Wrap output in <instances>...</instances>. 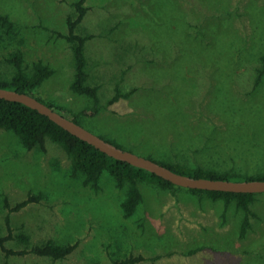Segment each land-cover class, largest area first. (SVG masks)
I'll use <instances>...</instances> for the list:
<instances>
[{
	"label": "rangeland",
	"instance_id": "374dc122",
	"mask_svg": "<svg viewBox=\"0 0 264 264\" xmlns=\"http://www.w3.org/2000/svg\"><path fill=\"white\" fill-rule=\"evenodd\" d=\"M76 0H0V78L11 52L27 71L52 74L31 94L92 133L161 161L238 175L264 173V0H85L84 43L93 101L73 93L66 17ZM10 27V28H8ZM115 89L120 97L113 103ZM49 140L26 149L0 128V264H264V193L249 211L185 188L138 184L126 217V188L103 171L85 183ZM35 196L30 202L16 205ZM247 217L244 236L241 221ZM48 239L74 246L62 259L30 252Z\"/></svg>",
	"mask_w": 264,
	"mask_h": 264
},
{
	"label": "trees",
	"instance_id": "16d2710c",
	"mask_svg": "<svg viewBox=\"0 0 264 264\" xmlns=\"http://www.w3.org/2000/svg\"><path fill=\"white\" fill-rule=\"evenodd\" d=\"M84 3L85 0H76L71 5L75 11L74 18L71 16L66 17L67 35L65 38L67 42L70 43L74 62V74L69 88L75 94L84 95L92 99L93 107L91 114H96L98 112L99 104L97 87L86 83L87 74L85 71L86 61L84 56V43L89 36L80 35L76 32L77 25L80 23L87 10ZM6 24L9 26L7 18L0 17V26H6ZM7 61L12 64L13 71L8 78H0L1 88L31 94L34 89L41 85V83L52 74V69L40 60L34 62L31 69L27 71V69H25L22 65L23 58L20 51L9 53ZM262 61L263 65L258 71L256 83L259 82L261 75L264 73V56L262 57ZM115 90L116 91L113 97L108 101V103H113L120 97L119 90ZM35 98L43 102L38 97ZM47 105L64 116V114L53 105ZM83 114H86V110L73 114V116L65 117L81 124L79 116ZM0 128L11 131L14 135H16L26 149L39 148L44 151L47 140L59 146L70 159L73 170L82 173L85 177V183L91 184L93 187L97 186V182L102 172L108 171V173L115 179L119 187L126 188L125 197L121 202V208L126 217H129L134 213L136 207L142 200L141 192L138 187L140 182L153 183L161 189L172 190L173 188H181L174 186L169 181L164 180L163 178L144 169L134 167L126 162L107 156L98 149L94 148L92 145L80 140L66 130L62 129L46 116L39 114L36 110H33L19 102L0 99ZM103 139L107 140L106 138ZM109 142L125 149L115 141ZM145 157L162 164L176 173L191 177L226 179L233 181L252 179L264 180V173L256 176L238 175L230 171L219 172L199 166L191 167L179 163H173L171 161L156 160L150 155H146ZM188 190L192 193H203L212 201H222L225 206L234 203L237 209L244 212L249 211V205L252 203L254 198V194L250 193H230L196 189ZM34 199H37V197L29 196L27 200L16 205L15 209ZM247 225L248 219L247 217H244L240 224V236H244ZM3 241L4 238L0 237V246ZM73 248L74 246L71 244L60 245L56 244L53 240L48 239L44 242V244L32 247L30 252L39 256H49L53 259H62L69 254ZM138 259L139 257H128L121 262L115 261V263H132Z\"/></svg>",
	"mask_w": 264,
	"mask_h": 264
},
{
	"label": "water",
	"instance_id": "95a60500",
	"mask_svg": "<svg viewBox=\"0 0 264 264\" xmlns=\"http://www.w3.org/2000/svg\"><path fill=\"white\" fill-rule=\"evenodd\" d=\"M0 99L19 102L33 110H36L39 114L46 116L62 129L66 130L80 140L87 142L107 156L153 173L164 180L169 181L174 186L204 191L250 194L264 193V180L252 179L233 181L226 179L191 177L176 173L152 159L110 143L109 141L84 128L81 124H78L53 110L47 104L39 101L29 93L17 92L15 90L0 87Z\"/></svg>",
	"mask_w": 264,
	"mask_h": 264
}]
</instances>
